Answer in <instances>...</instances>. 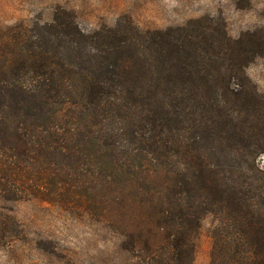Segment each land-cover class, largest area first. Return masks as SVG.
<instances>
[{"label": "trees", "instance_id": "16d2710c", "mask_svg": "<svg viewBox=\"0 0 264 264\" xmlns=\"http://www.w3.org/2000/svg\"><path fill=\"white\" fill-rule=\"evenodd\" d=\"M264 27L205 15L84 29L73 10L0 28V202L96 218L137 264H264ZM14 219H16L14 217ZM0 209V246L25 231Z\"/></svg>", "mask_w": 264, "mask_h": 264}, {"label": "rangeland", "instance_id": "374dc122", "mask_svg": "<svg viewBox=\"0 0 264 264\" xmlns=\"http://www.w3.org/2000/svg\"><path fill=\"white\" fill-rule=\"evenodd\" d=\"M58 8L73 10L87 30L114 25L123 16L144 30L183 24L205 15L222 17L233 37L264 27V0H0V28L48 20ZM247 71L264 91V57L257 58ZM261 163L264 165V156ZM0 209L25 231L24 242L0 246V264H137L107 225L77 215L58 202L32 198L0 202ZM209 229L208 221L197 242L195 264L211 262Z\"/></svg>", "mask_w": 264, "mask_h": 264}]
</instances>
